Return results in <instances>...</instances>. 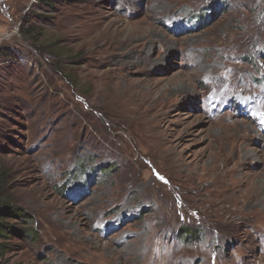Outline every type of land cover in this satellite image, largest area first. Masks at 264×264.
I'll list each match as a JSON object with an SVG mask.
<instances>
[{
	"label": "rangeland",
	"instance_id": "374dc122",
	"mask_svg": "<svg viewBox=\"0 0 264 264\" xmlns=\"http://www.w3.org/2000/svg\"><path fill=\"white\" fill-rule=\"evenodd\" d=\"M0 171V264H264V0H0Z\"/></svg>",
	"mask_w": 264,
	"mask_h": 264
},
{
	"label": "trees",
	"instance_id": "16d2710c",
	"mask_svg": "<svg viewBox=\"0 0 264 264\" xmlns=\"http://www.w3.org/2000/svg\"><path fill=\"white\" fill-rule=\"evenodd\" d=\"M5 179V175L0 171V241L8 239L9 237L13 236V234L18 235L19 237L36 235L34 229H32L31 227L24 226L23 228L18 230L17 228L15 229V227L7 226V218L13 217L15 219H20L23 217L20 216L15 209H9L4 203L5 197L3 195V192L6 189ZM4 249V244H0V255H4Z\"/></svg>",
	"mask_w": 264,
	"mask_h": 264
}]
</instances>
